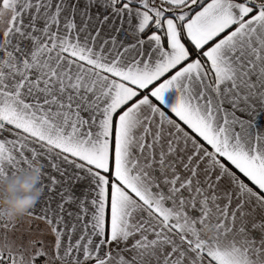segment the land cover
I'll return each instance as SVG.
<instances>
[{
	"label": "snow or ice",
	"instance_id": "snow-or-ice-1",
	"mask_svg": "<svg viewBox=\"0 0 264 264\" xmlns=\"http://www.w3.org/2000/svg\"><path fill=\"white\" fill-rule=\"evenodd\" d=\"M262 117L264 0H0V264H264Z\"/></svg>",
	"mask_w": 264,
	"mask_h": 264
},
{
	"label": "clouds",
	"instance_id": "clouds-1",
	"mask_svg": "<svg viewBox=\"0 0 264 264\" xmlns=\"http://www.w3.org/2000/svg\"><path fill=\"white\" fill-rule=\"evenodd\" d=\"M42 196L40 176L36 171H26L0 181V214L15 220L25 216Z\"/></svg>",
	"mask_w": 264,
	"mask_h": 264
},
{
	"label": "crops",
	"instance_id": "crops-1",
	"mask_svg": "<svg viewBox=\"0 0 264 264\" xmlns=\"http://www.w3.org/2000/svg\"><path fill=\"white\" fill-rule=\"evenodd\" d=\"M166 99L168 100L169 103H172L174 102V99H175V94L174 93H169L167 94V97ZM257 125L258 127L261 129V130H264V117L260 118L258 121H257ZM5 136H8V133H4ZM235 170V169H234ZM239 174V173H237ZM243 179V177H241ZM77 191L79 192L80 189L78 188ZM37 208H39V203L37 204ZM26 227V225H25Z\"/></svg>",
	"mask_w": 264,
	"mask_h": 264
}]
</instances>
